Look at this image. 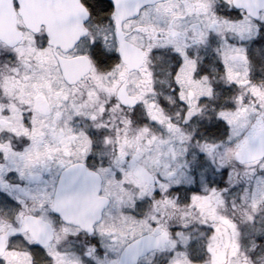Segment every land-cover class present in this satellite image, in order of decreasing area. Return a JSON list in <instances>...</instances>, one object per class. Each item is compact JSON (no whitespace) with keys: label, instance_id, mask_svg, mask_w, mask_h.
Returning <instances> with one entry per match:
<instances>
[{"label":"snow or ice","instance_id":"6c2138e0","mask_svg":"<svg viewBox=\"0 0 264 264\" xmlns=\"http://www.w3.org/2000/svg\"><path fill=\"white\" fill-rule=\"evenodd\" d=\"M0 264H264V0H0Z\"/></svg>","mask_w":264,"mask_h":264}]
</instances>
